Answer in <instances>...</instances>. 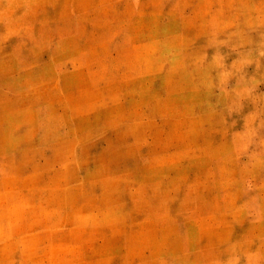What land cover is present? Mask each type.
Segmentation results:
<instances>
[{
    "label": "rangeland",
    "instance_id": "1",
    "mask_svg": "<svg viewBox=\"0 0 264 264\" xmlns=\"http://www.w3.org/2000/svg\"><path fill=\"white\" fill-rule=\"evenodd\" d=\"M0 264H264V0H0Z\"/></svg>",
    "mask_w": 264,
    "mask_h": 264
}]
</instances>
